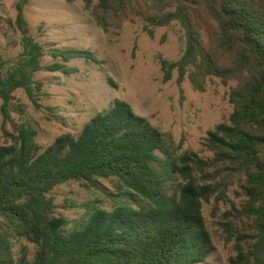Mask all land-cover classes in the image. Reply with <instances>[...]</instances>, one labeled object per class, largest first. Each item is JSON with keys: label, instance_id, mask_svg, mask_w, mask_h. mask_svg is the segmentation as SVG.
I'll return each mask as SVG.
<instances>
[{"label": "trees", "instance_id": "16d2710c", "mask_svg": "<svg viewBox=\"0 0 264 264\" xmlns=\"http://www.w3.org/2000/svg\"><path fill=\"white\" fill-rule=\"evenodd\" d=\"M103 31L139 16L149 36L177 22L185 47L177 61L160 59L164 81L177 70L203 91L206 80L236 81L228 123L207 132L201 157L177 151L167 135L122 100L97 113L75 135H59L40 150L36 132L13 124L11 142L0 144V264H198L213 249L202 214L211 199L223 202L232 187L243 200L223 214L221 226L234 240L231 264H264V0H83ZM15 27L21 52L0 58V99L9 119L12 93L34 100L45 51L28 34L23 6ZM61 62L94 60L89 51L50 52ZM53 70L66 71L59 62ZM116 193L111 209L86 206L82 216L56 215L50 192L69 181ZM33 244L19 254L13 240Z\"/></svg>", "mask_w": 264, "mask_h": 264}, {"label": "rangeland", "instance_id": "374dc122", "mask_svg": "<svg viewBox=\"0 0 264 264\" xmlns=\"http://www.w3.org/2000/svg\"><path fill=\"white\" fill-rule=\"evenodd\" d=\"M17 3L23 6L28 34L41 46L43 69L33 80L41 83L30 99L22 89L12 93L9 119L5 120L0 99V144L11 142L13 124L30 126L40 150L63 133L77 134L91 118L111 107L116 99L127 103L133 112L164 132L170 142L181 148L178 154L192 151L201 157L211 154L203 142L209 130L228 123L233 111L229 93L236 81L222 83L217 77L206 80L203 91L195 90L188 79L177 81V70L164 81L160 59L177 61L185 47L184 30L177 22L153 29L149 36L146 22L132 16L120 28L103 31L85 10L83 0H0V58L13 60L21 52L20 32L15 27ZM69 49L89 51L94 60L72 58L61 62L50 52ZM64 64L66 71L50 69L54 63ZM104 190L82 181H69L50 192L56 215L68 220L82 216L86 206L111 209L112 193L107 180L100 181ZM232 187L223 202L211 199L202 206L213 249L198 264H231L235 255L234 240L227 239L221 222L232 206L243 198ZM23 248L34 252L33 244L24 239L13 240L17 255Z\"/></svg>", "mask_w": 264, "mask_h": 264}]
</instances>
